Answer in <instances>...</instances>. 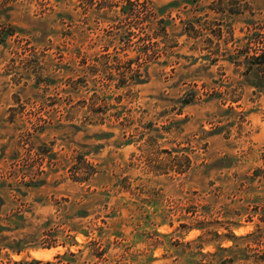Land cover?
<instances>
[{
	"label": "rangeland",
	"instance_id": "obj_1",
	"mask_svg": "<svg viewBox=\"0 0 264 264\" xmlns=\"http://www.w3.org/2000/svg\"><path fill=\"white\" fill-rule=\"evenodd\" d=\"M239 1L15 3L2 21L21 31L0 46V264H264V90L229 59L233 38L264 36V0ZM185 154L191 168L172 170ZM77 155L99 169L87 181ZM73 223L90 230L77 244ZM20 239V254L6 247Z\"/></svg>",
	"mask_w": 264,
	"mask_h": 264
},
{
	"label": "trees",
	"instance_id": "obj_2",
	"mask_svg": "<svg viewBox=\"0 0 264 264\" xmlns=\"http://www.w3.org/2000/svg\"><path fill=\"white\" fill-rule=\"evenodd\" d=\"M18 0H0V46H4L6 47L7 43H8V39L10 37L13 36H18L19 34V28H17V26L11 24L10 22L7 21H2L3 18H8L9 17V12L14 8L15 3ZM246 5H250L249 1L245 2ZM236 4V6L240 5V1L239 0H232V5ZM243 10L241 8H232V13H242ZM257 24L254 20H250L249 24L250 25H255ZM186 30L188 29V31H197L196 26L192 23H188V26L185 28ZM163 30L165 31V34L167 35V28L166 25L163 26ZM258 28H256L255 32L250 31V33H246L242 38H233L234 41V48L232 49V55L229 56V59L232 61V64L235 65L237 71L241 72V76L245 77V81L249 84L254 86L255 88H257L258 90L262 91L264 90V36H263V31H258ZM260 30V29H259ZM21 31V30H20ZM221 34H219L220 36ZM233 36V34H232ZM41 82V80H40ZM47 83V82H46ZM211 97H214L215 95L218 96H223L224 93L220 92V91H216L213 90L211 91V93H209ZM230 94L231 96V100L232 102L237 101L236 100V89H232L231 91L228 92V95ZM197 99V94H193L192 96H190V98H186L183 102L184 104H191L194 103L195 100ZM229 110H232L235 113H242V111H238L236 109V106L232 105L229 106L228 108ZM226 109V110H228ZM118 116V120H120V116ZM203 131L205 133H215L218 129H220V127L216 126L215 129L209 131L206 130L205 128H202ZM170 153H172V151H169ZM179 156L176 155L174 156V159H178ZM182 158H185V163L182 164H175L174 168H171L172 170H176L179 173H184L187 172L190 168H191V163H192V159L188 154H185L182 156ZM76 164L72 167V175L74 180L77 181H87L89 179L92 178V176H94L96 173L99 172L98 167L93 163V162H88L84 157L77 155L76 156ZM82 164H84L85 166H82ZM169 172V171H167ZM260 174L257 173H253V174H249V180L250 181H255L257 179V177H260ZM38 186V183H37ZM86 200V199H85ZM186 212L189 215H192L194 217H196L195 215L198 213L197 209L194 210H190V209H186ZM191 213V214H190ZM90 214L88 211H82L80 209H78L72 216L71 218H85L88 217ZM185 217H188L187 215ZM105 222V221H104ZM206 223V218L204 217L203 219H200V221L198 222V228L203 229L205 226H203ZM220 223V222H219ZM172 224V223H171ZM96 228L94 229H98L101 231V227L97 226V224L94 225H89L90 228L93 229V227ZM222 225V224H221ZM88 227V226H87ZM53 231L51 232V236L53 238H51V242H49L48 246L52 247L55 245L57 237L56 234H53L54 232H56L57 230L54 228H51L50 230ZM93 229V230H94ZM193 229V227L191 228ZM71 233L67 234L66 237L68 239L73 238V243L77 244V240L76 237L79 233H84L85 235L89 236L90 235V230H81V227L78 224L73 223L71 228H70ZM215 234L217 236H221L222 234L219 232V230H215L214 231ZM232 232V230H231ZM233 237L237 238V236L233 233ZM229 239H232L229 238ZM28 242L24 241L23 239L20 240H15V244L11 243L8 244L6 247H8L10 249L11 252L13 253H17L20 254L21 252H23L24 250L27 249V244ZM99 245L101 246V242H98ZM103 246V245H102ZM47 247V246H46ZM222 250H233L234 246H229V247H220ZM105 249L99 250L98 252H94V254H96L97 256H101L102 254H104ZM67 254L70 255H75L76 253L72 252L69 249V252H65L62 255H59L58 258L60 259V261L65 260V256H67Z\"/></svg>",
	"mask_w": 264,
	"mask_h": 264
}]
</instances>
